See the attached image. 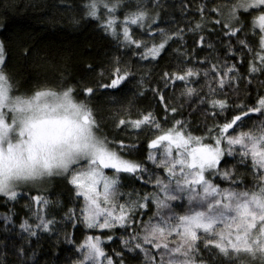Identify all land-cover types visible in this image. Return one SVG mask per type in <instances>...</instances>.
I'll return each instance as SVG.
<instances>
[{
	"label": "snow or ice",
	"instance_id": "1",
	"mask_svg": "<svg viewBox=\"0 0 264 264\" xmlns=\"http://www.w3.org/2000/svg\"><path fill=\"white\" fill-rule=\"evenodd\" d=\"M118 7H122L121 0H86L84 15L99 20L104 30L117 39L120 48L141 61L158 63V57L167 51L166 45L176 39L183 41L185 29L165 32L157 28L151 22L155 17L149 16L146 9L141 10L142 5L138 4L135 11L125 12L122 20L115 14ZM194 7L201 22L187 31L201 29L206 20L218 25L223 38L234 39L241 50L252 55L247 71L264 74V0H201ZM130 24L144 29L140 36L150 39L136 38L129 29ZM249 25L251 38L245 31ZM242 34L245 38H241ZM156 37L159 43L155 42ZM204 39L201 36L195 43L201 45ZM225 50L233 54V61L238 58L231 43L225 44ZM195 56V53L191 57L185 55L176 71L162 72L156 86H149L159 106L155 113L138 112L135 119L113 121L117 132L131 129L144 133L138 139L143 148L138 153L139 160L129 158L137 145L126 143L125 138L108 141L107 137H93L91 129L99 130L97 122L87 105L71 104V86L64 89L57 107L74 108L76 114H82L80 122L73 123L66 118L34 122L31 117L21 118L19 132L21 136L27 133L26 143L30 147L52 152L56 146H63L58 153L59 164L65 168L64 175L74 186L77 199L83 196L80 215L75 221L88 231L108 230L114 234L122 229L127 239L121 236V244L129 253L137 256L142 253V264H204L198 255L201 244L204 250H218L230 257L228 264H257V260L264 264V96L251 107L245 104L228 107L226 100L208 99L206 103L224 123L205 124L199 129L202 135H194L191 124L163 94L169 84L183 82L186 93L193 94L196 89L190 85L202 73L208 84L206 95L215 96L226 84L241 79L235 75V62H211L208 57L196 60ZM119 63L115 59L108 68L102 69V75L108 74L106 83L96 81L94 87H84L82 93L91 96L101 90L122 91L132 76L127 66L120 67ZM196 64L206 66L195 67ZM7 65L5 47L0 42V105L8 98L12 86L11 76L5 71ZM88 70L95 71V66ZM48 95L57 94L45 88L36 92L33 99ZM225 111L230 118L221 116ZM232 112L236 114L231 115ZM252 113H259L262 119L258 124L254 122L248 131L237 133V127L251 120ZM11 127L0 111V139L8 136ZM229 158L236 161L232 167L227 166ZM237 167L249 168L255 181L247 190L239 188L243 180L235 171ZM123 174L134 176L141 189L119 191ZM11 175L8 169L0 171V194L9 200L17 198L22 189L32 188L11 189L8 183ZM217 179L220 183H215ZM185 199L186 205L174 204ZM29 200L38 205L48 204L39 195L29 196ZM34 215L39 221L36 227L50 230L53 221L46 219L39 206ZM20 227L31 235L36 234L26 223ZM102 239L112 240L113 236H86L77 245L79 256L72 264H125L120 253L113 250L109 255L104 251Z\"/></svg>",
	"mask_w": 264,
	"mask_h": 264
},
{
	"label": "trees",
	"instance_id": "2",
	"mask_svg": "<svg viewBox=\"0 0 264 264\" xmlns=\"http://www.w3.org/2000/svg\"><path fill=\"white\" fill-rule=\"evenodd\" d=\"M85 3L86 0H0V42H3L8 58L5 71L11 76L10 93L26 97L45 88L61 93L71 86V97L79 104L88 106L102 137H107L108 141L123 137L126 143L137 145L130 159H141L138 153L143 148L138 144V139H142L144 133L131 129L117 132L113 121L121 118L135 119L138 112L155 113L159 106L149 86H156L162 72L176 71L185 55L191 57L195 53L196 60L208 57L211 62H235V75L241 77L226 84L222 92L215 96L206 95L208 84L202 73L190 85L196 89L193 94L186 93L183 82L169 84L163 94L182 113V118L191 124L190 130L194 135H202L199 129L205 124L211 126L213 123H224L206 103L208 99L226 100L228 107L241 104L251 107L260 96H264V74H250L247 71L252 55L241 50L234 39L228 41L223 38L218 25L206 20L201 29L187 31L201 22L194 7L201 0H121L122 7H118L115 13L121 20L125 12L137 10L139 4L142 5L141 10L146 9L149 16L155 17L151 22L157 28L164 29L165 32L185 29L183 41L176 39L166 45L167 51L158 57V63H145L138 56L120 48L117 39L104 30L99 20L84 15ZM147 27L145 24L144 28ZM250 27L245 28L248 38L252 36ZM129 29L136 38L150 39L148 36H140L144 29L138 25L130 24ZM201 36L205 37L204 42L197 45L195 41ZM241 38H245L243 34ZM155 42L159 43V37L155 38ZM226 43H231L236 48L238 58L235 61L232 59L233 54L226 53ZM255 48L254 44V51ZM115 59H119L120 67L127 66L132 76L124 89L120 92L101 90L91 96L83 94L84 87H94L96 81L107 82L108 74L103 72L102 75V69L108 68ZM90 66H95V71H89ZM194 66L203 68L206 65ZM160 87H164L162 82ZM201 97H204L203 101ZM243 110L247 112V108ZM159 115L163 116V112H159ZM226 115L230 118L227 111L221 112V116ZM250 115L252 119L237 127V133L248 131L254 122L258 124L262 119L259 113ZM235 164L236 161L228 159V167ZM235 171L243 180L240 189L247 190L255 183L249 168L237 167ZM105 172L111 175L108 169ZM120 180L122 187L119 191L141 189L140 182L131 174H123ZM215 183L220 181L217 179ZM37 195L45 197L48 204L38 205V202L29 200V196ZM186 203V199L174 202L181 205ZM82 204L83 196L80 195L79 200L77 199L74 186L64 174L51 176L42 191L22 189L17 198L11 200L0 194V264H72L79 256L77 245L83 243L89 235L113 236L112 240L102 239L105 252L111 255L115 250L124 258L125 264H142V253L138 256L129 253L121 244V236L127 239V234L122 229L114 234L108 230L88 231L82 223L75 221L74 218L80 215ZM38 206L46 219L53 221L50 230L36 227L39 221L34 213ZM22 223L30 226L36 234L31 235L26 229H22ZM199 247L201 251L198 255L204 264H228L231 259L218 250H204L202 244Z\"/></svg>",
	"mask_w": 264,
	"mask_h": 264
},
{
	"label": "rangeland",
	"instance_id": "3",
	"mask_svg": "<svg viewBox=\"0 0 264 264\" xmlns=\"http://www.w3.org/2000/svg\"><path fill=\"white\" fill-rule=\"evenodd\" d=\"M35 94L36 92L30 96L19 97L12 95L9 89L8 98L0 105V111H3L6 122L12 126L8 136L0 139V171L3 169L11 171L12 175L8 183L13 190L20 186H28L32 188L24 189L42 191L51 176L65 173V168L59 164L58 156L63 146H56L52 152L30 147L26 143L29 139L27 133L21 136L19 132L21 118L31 117L34 122L53 119L59 121L66 118L73 123L80 122L83 118L82 114H76L74 108L70 106L57 107L61 103L62 92H56L55 97L48 95L34 100ZM71 104L79 105L72 97ZM93 129H91L92 135Z\"/></svg>",
	"mask_w": 264,
	"mask_h": 264
},
{
	"label": "clouds",
	"instance_id": "4",
	"mask_svg": "<svg viewBox=\"0 0 264 264\" xmlns=\"http://www.w3.org/2000/svg\"><path fill=\"white\" fill-rule=\"evenodd\" d=\"M93 135H94V138H96V139H102L103 138L100 131L96 128L93 129Z\"/></svg>",
	"mask_w": 264,
	"mask_h": 264
}]
</instances>
